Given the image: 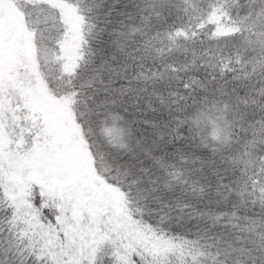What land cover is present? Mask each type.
Listing matches in <instances>:
<instances>
[{
	"label": "snow or ice",
	"instance_id": "1",
	"mask_svg": "<svg viewBox=\"0 0 264 264\" xmlns=\"http://www.w3.org/2000/svg\"><path fill=\"white\" fill-rule=\"evenodd\" d=\"M0 264H264V0H0Z\"/></svg>",
	"mask_w": 264,
	"mask_h": 264
}]
</instances>
